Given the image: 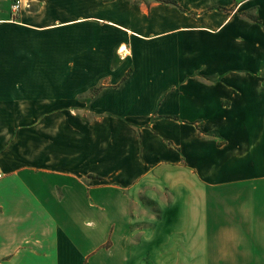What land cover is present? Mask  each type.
I'll list each match as a JSON object with an SVG mask.
<instances>
[{
    "label": "crops",
    "instance_id": "1",
    "mask_svg": "<svg viewBox=\"0 0 264 264\" xmlns=\"http://www.w3.org/2000/svg\"><path fill=\"white\" fill-rule=\"evenodd\" d=\"M12 1L23 75L97 88L67 135L0 94V264H264V0Z\"/></svg>",
    "mask_w": 264,
    "mask_h": 264
},
{
    "label": "rangeland",
    "instance_id": "2",
    "mask_svg": "<svg viewBox=\"0 0 264 264\" xmlns=\"http://www.w3.org/2000/svg\"><path fill=\"white\" fill-rule=\"evenodd\" d=\"M13 18L18 19V15H15ZM13 25L15 26L14 22H7L4 27L0 28V94L2 102L8 98L7 94L10 91L8 86H11L15 88V91L11 90V92H15L14 98L17 100L18 105L17 115L28 116L33 121V125H36L44 114L54 117L62 116L65 119L66 135L68 132L72 133L75 127L78 128L77 124H86L88 119H90L89 112L91 109L88 98L91 97L93 90H96L97 86H93V88H90L91 86H71L73 84L72 76L68 75L49 73L38 76L39 81L37 80V76L23 75V69H35L37 62V59L30 60L26 58V53H33V48L40 44L32 42L31 32L25 31L20 27H14ZM60 35L68 36L72 35V33L66 31L61 32ZM54 38L56 39V36ZM11 61H15L16 64L21 62V64L16 66ZM48 70L51 71V69ZM134 87L135 91H140V87L143 89L140 93L142 94V101H145L147 97H150L151 89L155 86ZM75 93L76 96H73ZM77 95H80V97L78 98ZM132 102L128 101L127 103L130 104ZM167 102L169 104V101ZM167 107L168 105H166ZM172 107H175V102L172 104ZM134 108L135 106L132 105L129 110ZM180 108L183 109L182 106ZM5 109L7 110L8 107L3 104L2 110ZM177 111H180L179 107ZM95 113L97 114V112ZM124 190L133 200L129 202L130 210L142 211L153 209L151 199L142 197V195L146 194L145 190H138L136 185H131ZM158 193L168 194L170 192L168 189L165 188L164 190L162 188L159 189ZM138 196H140V200Z\"/></svg>",
    "mask_w": 264,
    "mask_h": 264
},
{
    "label": "built area",
    "instance_id": "3",
    "mask_svg": "<svg viewBox=\"0 0 264 264\" xmlns=\"http://www.w3.org/2000/svg\"><path fill=\"white\" fill-rule=\"evenodd\" d=\"M22 2L21 0H13L10 5L11 15L14 17L18 14L21 9ZM0 177H2V173H0Z\"/></svg>",
    "mask_w": 264,
    "mask_h": 264
},
{
    "label": "trees",
    "instance_id": "4",
    "mask_svg": "<svg viewBox=\"0 0 264 264\" xmlns=\"http://www.w3.org/2000/svg\"><path fill=\"white\" fill-rule=\"evenodd\" d=\"M166 2H170V3H174V2H172V0H165Z\"/></svg>",
    "mask_w": 264,
    "mask_h": 264
}]
</instances>
